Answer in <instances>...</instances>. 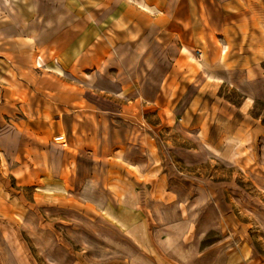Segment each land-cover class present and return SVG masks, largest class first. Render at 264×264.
Listing matches in <instances>:
<instances>
[{
    "label": "rangeland",
    "instance_id": "rangeland-1",
    "mask_svg": "<svg viewBox=\"0 0 264 264\" xmlns=\"http://www.w3.org/2000/svg\"><path fill=\"white\" fill-rule=\"evenodd\" d=\"M0 264H264V0H0Z\"/></svg>",
    "mask_w": 264,
    "mask_h": 264
},
{
    "label": "built area",
    "instance_id": "built-area-1",
    "mask_svg": "<svg viewBox=\"0 0 264 264\" xmlns=\"http://www.w3.org/2000/svg\"><path fill=\"white\" fill-rule=\"evenodd\" d=\"M58 141L61 142V143H63L62 136H59Z\"/></svg>",
    "mask_w": 264,
    "mask_h": 264
},
{
    "label": "bare ground",
    "instance_id": "bare-ground-1",
    "mask_svg": "<svg viewBox=\"0 0 264 264\" xmlns=\"http://www.w3.org/2000/svg\"><path fill=\"white\" fill-rule=\"evenodd\" d=\"M147 9V8H146Z\"/></svg>",
    "mask_w": 264,
    "mask_h": 264
}]
</instances>
